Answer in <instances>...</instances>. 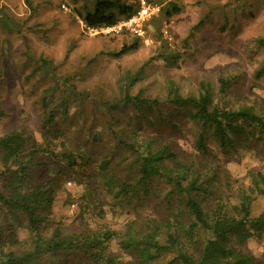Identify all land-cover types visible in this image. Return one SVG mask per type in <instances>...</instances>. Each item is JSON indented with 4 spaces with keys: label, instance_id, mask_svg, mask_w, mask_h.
<instances>
[{
    "label": "rangeland",
    "instance_id": "rangeland-1",
    "mask_svg": "<svg viewBox=\"0 0 264 264\" xmlns=\"http://www.w3.org/2000/svg\"><path fill=\"white\" fill-rule=\"evenodd\" d=\"M93 1L0 0V109L4 113L0 135L24 130L41 142L42 99L45 90L55 84L60 88L53 94V106L63 107V97L69 104L60 122V133L64 135L60 140L87 148L91 154H87L86 164L79 163L68 174L51 164L53 174H58L57 191L50 207L42 212L46 227L56 222L69 233H123L138 214L168 217L171 204L167 207L164 189L151 196L149 202L140 203V208L135 200L124 204L113 200L97 185L98 162L113 159L118 164L113 170L121 174L127 164L119 161L116 152L122 150L123 154L121 142H134L138 135L160 139L194 161L216 168V189L224 192V197L230 192V201L236 203L237 190L250 184L248 172L263 170L264 147L255 143L234 155L223 153L212 142L209 153L201 156L194 149L191 124L173 106L162 103L170 82L187 95L196 94L200 82L207 80L218 93L219 78L237 75L238 82L225 103L233 108L254 106L264 115V77L256 76L264 64V47L257 44L264 37V0H145L155 11L133 27L87 29L77 12L92 9ZM123 1L137 6L143 0ZM168 2L177 3L181 10L170 18L162 12ZM137 29L141 35L135 32ZM135 43L136 49L126 55H112ZM42 58L50 61L54 74L44 76L41 71L30 77ZM175 58V65L168 66V61ZM140 68L142 80L132 94L155 99L159 109L144 117L121 101L118 87V80L127 70ZM160 113L164 122L160 121ZM170 121L178 127L173 128ZM93 136L100 139L97 144L91 143ZM45 176V172L39 173L37 180L42 182ZM2 186L1 178L0 191ZM262 212L264 197L253 204L254 216ZM28 237L23 217L20 221L5 220L0 211L1 242L16 241L19 245ZM245 249L257 258L256 264H264V239L249 240ZM108 252L122 255L118 240L109 244ZM169 259L170 255L163 257L162 262Z\"/></svg>",
    "mask_w": 264,
    "mask_h": 264
},
{
    "label": "trees",
    "instance_id": "trees-1",
    "mask_svg": "<svg viewBox=\"0 0 264 264\" xmlns=\"http://www.w3.org/2000/svg\"><path fill=\"white\" fill-rule=\"evenodd\" d=\"M139 9L140 2L136 6L123 0H94L92 9L84 8L77 16L87 29L112 28L131 19ZM180 11L175 2H168L162 8L168 18ZM257 44L259 48L264 47V37L259 38ZM136 47L137 43L124 46L112 55L121 57ZM40 63L30 77L41 71L44 76L54 74L49 60L42 58ZM175 63L176 58L169 60L168 66ZM256 73L257 77H264V64ZM142 74L143 68L127 70L118 80V87L121 101L141 111L144 117L159 109L155 99L150 101L142 93L132 94ZM238 79L237 75L219 78L218 93L211 83L203 80L196 94L187 95L169 83L162 104L173 106L191 124L197 154H208L212 142L223 153L234 155L240 148H249L255 143L264 147L263 113L254 106L233 108L225 103ZM57 88L60 86L50 85L42 99L41 142L24 130L0 135L2 218L20 221L23 217L29 232V237L19 245L16 241H0V264H256L257 258L245 246L251 239H264V212L253 215L255 200L264 197V168L248 172L250 184L237 190L236 203H232L230 192L224 197V192L215 187L216 168L194 161L192 156L174 150L160 139L143 135H138L131 143L121 142L120 148L125 152L116 153L119 161L127 164L121 174L113 170L118 165L113 159L98 162L95 166L97 185L113 200L122 204L135 200L140 208V203L149 202L151 196L164 189L167 207L171 204L168 217L138 214L123 233L110 230L69 233L56 222L47 228L42 212L52 203L58 177L53 174L51 164L55 163L60 172L68 174L79 163L86 164V157L89 159L87 148L75 146L67 139L60 140L64 136L60 133L63 129L60 122L67 115L69 104L63 97V107L53 106ZM161 116L160 113V121L164 122L166 119ZM3 117L0 109V119ZM169 123L173 128L178 127L174 122ZM99 140L93 136L91 143L97 144ZM44 172L47 178L38 181L39 173ZM115 239L122 255L108 252L109 244ZM169 255L171 259L162 262V258Z\"/></svg>",
    "mask_w": 264,
    "mask_h": 264
},
{
    "label": "built area",
    "instance_id": "built-area-1",
    "mask_svg": "<svg viewBox=\"0 0 264 264\" xmlns=\"http://www.w3.org/2000/svg\"><path fill=\"white\" fill-rule=\"evenodd\" d=\"M155 11V7L148 4L145 0H143L141 3H140V9L139 11L137 12V14L135 16H133L131 19L125 21L124 23H119L118 25H116L115 27L113 28H110V29H121L122 27H125L128 29V27L130 25H132V27L134 26V24H137L140 20H142L144 17H148L150 16L153 12ZM138 26V25H137ZM138 35H141V30L137 29L135 31Z\"/></svg>",
    "mask_w": 264,
    "mask_h": 264
}]
</instances>
